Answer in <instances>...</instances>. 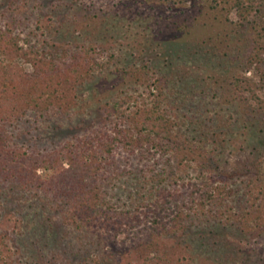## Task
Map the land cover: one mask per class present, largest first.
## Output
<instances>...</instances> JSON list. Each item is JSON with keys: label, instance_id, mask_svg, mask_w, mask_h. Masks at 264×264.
Returning a JSON list of instances; mask_svg holds the SVG:
<instances>
[{"label": "rangeland", "instance_id": "rangeland-1", "mask_svg": "<svg viewBox=\"0 0 264 264\" xmlns=\"http://www.w3.org/2000/svg\"><path fill=\"white\" fill-rule=\"evenodd\" d=\"M141 1L48 0L41 15L35 7L38 0H18L17 11L23 18L18 29L27 48L36 44L38 50L45 46L50 52L54 45L73 49L94 44L103 52V67L68 90L60 115L40 117L37 132L48 144H57L83 134L89 127L111 123L105 115L106 104L119 98L121 90L130 88L140 96L143 89L121 80L117 69L148 60L166 75L164 105L177 106L179 116L188 114L210 121L214 127L206 128L225 139L218 155L221 166L243 185V168L251 166L264 151V110L249 93L236 95L232 80L235 75L251 78L258 95L264 98V64L260 70L253 67L245 71L248 43L244 40L256 32L255 27L264 34V0H258L261 11L252 15L249 23L242 21L235 9H212L201 2L193 10L187 8L192 12L187 27L175 14L180 9L171 3ZM9 4L0 0V11H7ZM7 19L0 17V23ZM244 22L247 25L243 26ZM20 63L33 71L26 57ZM200 124L191 123L192 135L202 133ZM181 173L187 181H195L199 175L193 168ZM134 180L125 176L116 186L108 185L113 210L131 208L127 191L137 195ZM143 227L122 228L112 248L102 229L79 228L58 203L0 184V244L6 264H146L142 257L146 250L154 254L157 249L178 264H264V232L250 236L236 223L215 220L210 226L196 224L184 234L161 239L154 237L153 228Z\"/></svg>", "mask_w": 264, "mask_h": 264}, {"label": "trees", "instance_id": "trees-1", "mask_svg": "<svg viewBox=\"0 0 264 264\" xmlns=\"http://www.w3.org/2000/svg\"><path fill=\"white\" fill-rule=\"evenodd\" d=\"M47 1L38 0L35 6L41 15ZM143 1L169 2L179 8L175 14L182 18L183 27L192 15L187 8L193 10L201 2L212 9H235L246 23L262 7L258 0ZM8 2L10 9L0 11V17H8L5 24L0 23V184L58 203L79 228L102 229L112 248L122 228L143 224V228L157 232L152 233L157 239L184 234L196 224L210 226L215 220L236 223L250 236L264 232V151L251 166L243 168L246 180L238 185L218 158L225 139L211 132L214 126L206 118L179 116L177 106L164 105L166 75L148 60L117 69L121 80L143 89L140 96L130 88L121 90L119 98L106 104L105 115L111 123L48 144L37 132L40 117L47 119L48 114L63 112L68 90L103 67V52L94 44L73 49L54 45L50 52L45 46L38 50L36 44L27 48L18 29L23 19L17 11L18 0ZM49 19L53 25L52 16ZM255 30L245 37L247 40L242 38L248 43L245 71L253 67L260 70L264 64V34L258 27ZM22 57L31 62L33 71L20 63ZM232 85L236 95L249 93L264 110V98L251 78L235 75ZM195 122L201 123L199 136L190 132ZM190 168L199 171L195 181L185 180L181 173ZM125 176L135 179L132 185L137 195L127 191L132 206L117 212L110 205L108 185L116 186ZM142 185L147 188L143 190ZM3 252L0 244V264H6ZM152 253H142L146 264H178L158 249Z\"/></svg>", "mask_w": 264, "mask_h": 264}]
</instances>
